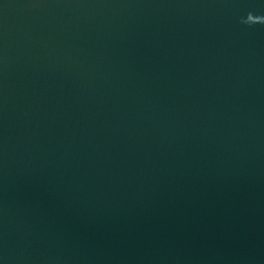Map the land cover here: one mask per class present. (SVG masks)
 <instances>
[{
    "label": "water",
    "instance_id": "water-1",
    "mask_svg": "<svg viewBox=\"0 0 264 264\" xmlns=\"http://www.w3.org/2000/svg\"><path fill=\"white\" fill-rule=\"evenodd\" d=\"M0 264H264V0H0Z\"/></svg>",
    "mask_w": 264,
    "mask_h": 264
}]
</instances>
